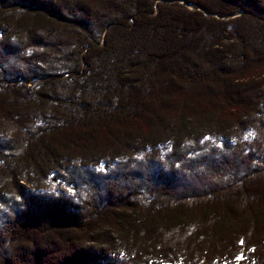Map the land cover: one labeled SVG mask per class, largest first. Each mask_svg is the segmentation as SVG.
<instances>
[{"label":"trees","instance_id":"trees-1","mask_svg":"<svg viewBox=\"0 0 264 264\" xmlns=\"http://www.w3.org/2000/svg\"><path fill=\"white\" fill-rule=\"evenodd\" d=\"M171 1L0 0V264H264V0Z\"/></svg>","mask_w":264,"mask_h":264},{"label":"rangeland","instance_id":"rangeland-1","mask_svg":"<svg viewBox=\"0 0 264 264\" xmlns=\"http://www.w3.org/2000/svg\"><path fill=\"white\" fill-rule=\"evenodd\" d=\"M179 4H181V3L179 2ZM200 11H202V10L200 9ZM232 17L234 19L235 16H232ZM71 190H75V188H72ZM240 259L241 258H239V260ZM107 264H112V262H108ZM130 264H167V263H164L163 261H161L159 259L156 260L155 258H152L151 256H146L142 260H140L139 262L130 263Z\"/></svg>","mask_w":264,"mask_h":264},{"label":"water","instance_id":"water-1","mask_svg":"<svg viewBox=\"0 0 264 264\" xmlns=\"http://www.w3.org/2000/svg\"><path fill=\"white\" fill-rule=\"evenodd\" d=\"M178 0H174V1H171V2H177ZM178 2H180L181 4H184L183 0H179ZM52 177V180L54 181L55 180V177L51 176ZM71 188H75L74 184L71 185Z\"/></svg>","mask_w":264,"mask_h":264}]
</instances>
